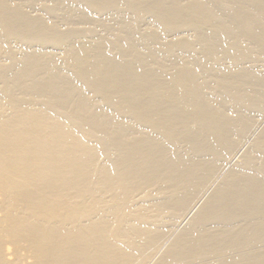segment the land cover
Returning a JSON list of instances; mask_svg holds the SVG:
<instances>
[{"label": "bare ground", "instance_id": "obj_1", "mask_svg": "<svg viewBox=\"0 0 264 264\" xmlns=\"http://www.w3.org/2000/svg\"><path fill=\"white\" fill-rule=\"evenodd\" d=\"M84 1L86 3V0H84ZM88 1H89V3L91 2L90 0H88ZM92 1H93L92 2L93 4H95V3L98 4L97 2H99V4H100L99 0H97V2H95L96 0L95 1L92 0ZM102 1H105V0H101V2ZM111 1H113V0H111ZM111 1L106 0V4L110 3L109 5L112 6V3L116 2V0H114L112 3H111ZM125 1L127 2V0H125ZM129 1L130 0H128L127 4L129 3ZM135 1H137V0H134V1L131 0V2L134 4H135ZM260 1H262V0H260ZM131 2H130V4L133 5ZM138 2L142 3V1H138ZM154 2L160 3L161 1L160 0H157V1L152 0L151 1V3H153V4H154ZM250 2H252V1H250ZM257 2H258V0H257ZM262 2H260V3H262ZM82 3H83V1H82ZM82 3H81V5H82ZM92 3H90L89 5L92 7L96 5V4L93 5ZM163 3L165 5V2H163ZM163 3H162V5H163ZM253 3L254 2H252V4ZM87 4H88V2H87ZM252 4L248 6L250 8H247L244 10H247V12H248L250 9V11H251L252 6H254ZM262 4H264V3H262ZM138 5H140V4L138 3ZM155 5H157V6H155ZM155 5H153V6H155V7L160 6L159 4H155ZM162 5H161V7H162ZM258 5L261 6L259 3L257 4V6ZM153 6H152V8L150 6V9L155 11V9H154L155 7L153 8ZM188 6H190L189 9H192V10H189L192 14L189 13V11L187 10L188 8L186 6V8L184 7V9H185L184 11H186V10L188 11V13H187L188 16L187 15H185V16L188 18L190 15H192L196 18L195 13H196V10H198V9L195 8L196 10L194 9L195 10V12H194L192 6L191 5H188ZM129 7H130V5H129ZM261 7H264V5H262ZM131 8L133 9V11H134V9H136L134 6H131ZM131 8H130V10H131ZM158 8H156V11L162 10L161 8H159L160 10ZM163 8H165V7H163ZM174 8L175 7H173V9ZM255 8H256V6H255ZM3 9H5V8H3ZM176 9L179 10V8L176 7L175 10H173V11H177ZM253 9H254V7H253ZM145 10H146V8H145ZM152 10H150V12H152ZM146 11H148V10H146ZM14 12L15 11L5 12V10L0 9V24H1L0 32L3 33V34L1 33L2 38L4 35H6L8 39L11 37V39L13 40L14 37L12 38V36H15V38L17 39V37L19 38V36H23L27 30H31L28 32H32V33L36 31V30L33 31L34 30V28L32 27L33 25L31 23L29 24V22L33 23V21H29L27 18H26L27 20H25L23 16H22L23 18H20L21 15L18 14L19 12L18 11H17L18 13H14ZM178 12H177V17H178V15L181 17L182 14H185V12L181 13L182 11L179 13ZM156 13L158 14V12H156ZM169 13H172V12L170 11ZM180 13H181V15H180ZM200 13L201 12L199 10L198 14L200 15ZM16 14H18V15H16ZM198 14H197V16H198ZM152 15H154V14L152 13ZM164 15H165V13H164ZM170 15L168 17H170ZM174 15H176V13ZM201 15H202V13H201ZM248 15L249 16L251 15L250 12ZM248 15H245V16H248ZM18 16H20L18 18L20 20L17 21V23H16V21H14V20H15V18L17 20ZM158 16H160V15H158ZM185 16H183V17H185ZM200 16H198L197 18L200 19L199 18ZM245 16H244V18H245ZM263 16H264V14L262 16H260L259 18H261ZM146 17H148V16H146ZM171 17H173V16L171 15ZM177 17L176 16H175V18L173 17L174 19H171V21L175 20ZM180 17L178 18L179 20H180ZM194 17H193V20L195 19ZM153 18H155V17H153ZM163 18H164V16H163ZM190 18H191V16H190ZM190 18H188V19H190ZM244 18H243V20H241V22L243 21L242 24L247 23V21L244 22V20H245ZM249 18H246V19L249 20ZM259 18H258V20H260ZM185 19L186 18L182 19L183 20V22L181 21L182 24L184 22L188 23V19H186V21H184ZM252 20L254 21V19H252ZM139 21H140V19H139ZM161 21H162L161 24L163 25L164 24L163 19ZM167 21L170 22L169 18ZM253 21L248 22L249 27L250 26L252 27V24H250V23H252ZM260 21H259V23H260ZM168 22H165V25H169ZM196 22L197 21L195 20V23ZM114 23H116V21ZM191 23H192V21H191ZM262 23H264V21ZM33 24L36 25L35 22ZM39 24H40V22H39ZM182 24L179 23L177 28L180 27V29L181 28L183 29V26H184V28L185 27L187 28L186 24L181 27L180 25H182ZM193 24L194 23H192V25ZM209 24L210 23H208V25ZM246 25H244V26H246ZM40 26H42V25L40 24ZM190 26H191V24H190ZM34 27L37 30L39 29V28H36L37 25ZM44 27H45V29L48 28L47 26H44ZM160 27H162V26H160ZM251 27L249 28V30L252 31V36H253V34L257 35V33H253V31H255L253 29H255V28L252 27L253 29H251ZM259 28H262V27L258 26L256 29H259ZM42 29L40 27V30H38V32L36 31L38 33L37 37L42 38V36H43V38L45 37L44 39L45 40L48 39V41L52 37L55 38L54 34L53 35L51 34L52 35L51 36L48 34L47 31H45V29H43V30ZM48 29H46V30H48ZM139 29H140V27H139ZM73 31H75V30H73ZM247 31L248 30L246 28L244 32L247 34ZM263 31H264V29L262 30V32ZM175 32H177V30ZM21 33H23V35ZM49 33H53V32L51 31ZM34 34H36V33H33V35ZM140 34H141V32H140ZM247 35H249V34H247ZM35 36L36 35H34V37ZM257 36H259V35H257ZM56 37H58V36L56 35ZM69 37H71V36H69ZM2 38H0V41H2L1 40ZM4 38L6 41L5 36H4ZM4 38H3V40H4ZM41 38H39V39L37 38V39L42 40L43 38L42 39ZM60 38L62 39L64 37H60ZM60 38L58 37L59 41H60ZM150 38H151V36H149V39ZM210 38L211 37L204 40L205 37L203 38V36H202V39L204 41L203 40H201V41L203 43L205 42L204 45L205 44L207 45L208 41L209 42H211L213 40L215 41V39L217 41V38H213V39L211 38V40H209ZM52 39L50 41H52ZM55 39H57V38H55ZM44 41H42V42L44 43ZM55 41H54L55 43H58L57 42L58 40H55ZM61 41L59 43H61ZM216 41H215V43H218V42L220 43V40H218V42H216ZM187 43H189V42H187ZM44 44H46V43H44ZM90 45H92V44H90ZM90 45L85 44V46H83L82 49L80 48L81 51L79 53L74 55V57H71V58L68 57V59L65 60V64L67 67H69V70H70V74L67 76L60 75V74H59L60 75L59 76V75H57L58 73H56V71H55V73H56L55 74L53 71L54 70L53 68L58 66V65L54 66V64H55L54 60L52 59V61L54 62V63H52L49 59L47 60V57L45 58L47 61L44 60V57L43 58L39 57L37 64L25 65L24 70L18 69L19 66L21 65V63L26 64L29 62V60L35 58L36 53H34V54L31 53V54L25 56L26 61L25 60L24 61L26 63H24V61L21 62V58L19 60V58L17 59L16 57H14L16 55L15 54L13 57H11L10 63L7 65V68L5 70H0V84H2V86L4 85V88L2 87V89H0V264H137L136 262L137 261L139 262L140 258L145 256L148 248L153 247V250L155 251L154 248L156 246H158V244L161 242V240H163L165 242V240L167 241V239H169L168 237L171 234L170 232H172V231L169 232V230H168L169 235L167 234L168 235L167 236L166 235L167 232L165 233L167 239H165V238H164L165 240L162 239L163 238L162 235L164 233H163V231H162L163 234L161 232L159 233V231H158L159 228L157 227L158 225H160V223H159L160 220H158V219L161 216H159V218L157 219L156 215H155V220H153V222L150 221V220H152V218L154 216V215H152V216L150 215L151 211H154V208H152L151 203H149L150 204L149 206H151L150 208H148L149 206H147L148 203L146 204V202H145L146 205H144V206H147V207H145V208H136V209L133 208L132 209L131 208L132 206L130 207V205H133V203L135 204V201H137L139 203V201L136 199L142 198V196H143L142 194H144L145 197L147 196V194H149L151 197V194L148 192L150 190H152L153 188H156V187L159 188V190L163 189L164 190L163 192H165V190L169 191V193L167 191H166V193L169 195L171 194V197L173 195H175V197H176V195L178 196V194L180 196L181 192H184L185 195H188L186 193H190L194 188H196L197 187V181L200 180L197 178V177H199V174L197 175V171L194 170L195 165H196V168H199L198 166L203 165L204 169H202L201 171L199 169H197V170H199L198 172H200V174L206 168L205 167L206 165L205 166H204V164L200 165L199 161H198V158H200V155H201V153H200L201 150H199L198 148L199 147H200V149L203 148V146L201 145L202 143H199V145H201V146H198L197 143L200 141L197 139L198 135L196 137L195 134L192 132L195 131L198 134L199 130H197L198 131L197 132L195 130V129H197L196 127L200 126V128L202 129L203 128L202 124H205L206 122L208 123V121H210V122L211 121L214 122L215 120L218 121V119L220 117H218V119H215V118H217L215 116L216 113H215V111H213V107L211 109V105H208V103L204 105L201 102L200 105H197V101L199 102V100H200V98L198 97L199 95L197 94V91L199 89L203 88V86L201 87V85L199 84L200 88L197 87L198 81L191 77V75H194V74H192L191 72H190L191 75H189L190 73L187 74L186 72L189 71V69H188V70H186V72H178V74L175 73L176 76H175V74L174 75L172 74L175 77L170 76L172 78H170L168 80H166L167 78L165 77L166 81H163L164 79L162 80V76H160L161 74H159V72L157 73V71H156L157 74H155V72H153V74H149V73H147L148 70L146 72H143V71H145L146 66H145V69H143V67H141L143 70L139 67L142 70L141 71L138 69V66L136 67L133 64H131V66L132 65L135 66L136 69H138V70H136L134 68H127L126 67V68H123V69H125V70H123V72L120 71L118 73L115 70H113L114 72H110V71L108 72V70L106 72L107 66L112 64L111 63L112 61L110 62L111 58H110L109 62L106 60H102L104 57L103 54H101V52H98V50H96V49H99L100 47L101 48L103 47V45H101V44H100V47H98V48H96L98 45L95 44V48H96L95 50L97 51V52H95V54L100 53L102 55V57L101 58L99 57L100 58L99 59V58H97L98 56H96L94 54L96 56V58H95V56H93V54H92V52L94 53V51H95L94 49L92 50V48H94V47H92L93 45L90 47ZM113 45H114V43H113ZM165 45H168V44H165ZM211 45L214 46V43H212ZM79 46H81V45H79ZM212 46L209 47V48H211L210 50H209V48L208 49L206 48V49L213 53L212 49H214V48H212ZM1 47L4 48V46L0 45V55H1L0 57L5 56L7 54V52L9 51V50L7 51L6 49H3ZM88 47H90V51L92 50L91 55L93 57L90 54L88 56L83 57V55H84L83 53L86 51L85 52V54H86L87 50L89 51ZM165 47H167V46H164L163 49H165L164 51L167 52L166 49H168V48H165ZM168 47L170 48V50L169 49L168 50L171 52V47L169 45H168ZM182 47H183V45H182ZM237 47H238V45H237ZM101 48L99 51L104 49V48H102V49ZM215 48H216V46H215ZM207 50H206V52H208ZM10 51L8 52V54L11 53ZM78 51H79V49H78ZM104 51H105V49H104ZM170 52L168 55H170ZM206 52H205V54H206ZM225 52H226V50H225ZM16 53H17V51H16ZM10 56H12V55H10ZM10 56H8V57H10ZM208 56L211 57L210 55H208ZM5 57H7V56H5ZM25 57H24V59H25ZM108 58H107V60H108ZM226 58H227V56H226ZM63 63H62V65H63ZM149 63H151V62H149ZM63 66H65V65H63ZM170 66H171V64H170ZM13 69L15 71V74L11 73V71ZM16 69H18L17 72H16ZM55 69H57V68H55ZM108 69H109V66H108ZM183 69L185 71L186 68H183ZM42 71H43V73H42ZM117 71H119V70H117ZM159 71L161 72L163 70H159ZM179 71H183V70L181 69ZM165 73H166V70H164V72H162V74H164V75H165ZM10 74H13V75L10 76ZM62 76H64V77H62ZM135 77L138 78L139 84H136L137 80L134 83L131 82V81H134L136 79ZM70 78L75 79L79 85L76 86L75 88H69V86H67L66 83L68 82V79L70 81ZM200 78H201V76H200ZM240 80H242V79L240 78ZM194 81H196V83ZM31 83H33V86L30 87L29 84H31ZM13 85L16 87V89H14ZM116 85H117V88H114ZM255 85H257V84H255ZM13 90L15 92H13ZM262 93H263V91H262ZM238 94H240V93H238ZM228 97L227 98L225 97V98L228 99ZM233 97H235V96H233ZM239 97L237 96L238 99H239ZM237 98H236V101H234L232 96L230 97L232 102L234 101L233 104H232V102L229 101V99L228 100L225 99V100L227 103L229 101V103L232 104V107H233L234 104H237V103H235L238 100ZM242 98L244 100L246 99L245 97L241 96L240 101L242 100ZM100 100H102V102ZM243 102H241V103H243ZM102 103H104L103 106L101 105ZM105 108L106 109L107 108H113L114 113L116 115H119V117L121 115L122 116H128L129 119H132L133 122H135V124L132 122L134 125L137 124L136 128H135L136 130L138 128L137 127L138 125H140L142 127L143 125L152 124V129L154 130L155 133H165L164 134L165 138H164V135H162V134H161L162 136H160L159 134H155V137L157 138L158 141L154 138V135H152V139L148 140L147 142H141L140 141L141 139L139 140L140 137L142 139L144 137L140 136L137 139V137H133V134H132V138L129 139L130 142H128L129 141L128 140L127 141L128 144H125V145L123 144V146L121 145L123 148L122 151L119 150V148L121 149V147L117 146V147H119L118 150L121 153L116 152L117 155L116 154L113 155L112 152H110L114 157L115 156L117 157L119 155H121V157L119 158L120 160L118 159V157L115 158V159H118L117 160L118 161L117 166L114 164V166H116V167H114V168H116V171L113 170V173L114 172L115 173L112 175H110V173H112V172H109V176L107 174V168L101 166V164H100V166L103 168L100 170V174H99V171L97 172L95 170L96 165H97V167H99L97 164V161H99V159L97 157H99V156H97V154L99 155V151L102 148H105V151H106L107 146L106 147L101 146L102 145L101 143L99 145L97 144V146L96 145L92 146L93 143L92 142H91L92 144L90 143V140H91L90 137L93 136V135H91L92 133L94 135H96L95 132L97 131V132H99V134L101 133L102 135L105 136L108 134L109 135L112 134L110 132L114 131L116 129L115 128L114 130H112L114 127H116L115 122L117 123V121L119 122V120L113 121V120H115L114 119L115 114H113V113L110 114V115H113V119L110 115L107 116L105 111H104ZM256 108H257V106H256ZM257 109H259V108H257ZM58 110L63 111L64 112L63 114L64 115L66 114L65 116H67L71 119L70 120H64V119H67V117H64V119H63L62 118L64 116L63 114L62 115L58 114L60 116V118H59L58 115L56 114L58 112ZM239 111H240V109H239ZM186 113L194 115V119H195V117H197L196 118L197 125L194 124L196 122L191 123V121H193L192 119H191V121L189 120L190 122H188V123H191V125L192 124L196 125V127H194L193 130H191L192 132L191 133L189 132V133L192 135V137L195 136L197 139V140L196 139L195 140L198 142L195 143L194 138L193 139L190 138L191 137L190 134H189L190 135L189 138L192 139V141L194 142L193 145L195 144L197 147L196 146H193V147L190 146L189 149L192 147L193 152L196 153L195 156L197 158L195 156H194V158H196V161H198L197 162L198 166H197V163H194L195 165L193 164V162L195 160L192 159L193 158V152L192 151H190V153H188L190 155L192 152V154H191L192 158L189 155L188 156H180V154H179L180 157H183L182 161H180V163H179L178 159H180V157L178 158V156L176 155L177 153L176 152L174 153V151H175L174 145H173L174 151L172 150L173 155H171L172 153L170 154L167 151H162L161 148L162 149L165 148V147L163 148V146L162 147L160 146V148L156 147V145L158 143H160L159 142L160 138L158 139L159 136L162 139L163 138L167 139V140H164V142L166 141V143H167V141H168V143H171V144H178V143H180V141L183 138L185 141L188 139L187 138L188 136L187 137L185 136L187 134H184V136L186 138L183 137V133L185 131H187L188 129L185 130V128H184L185 126L182 127V125H184L186 122V124L188 126L187 121L191 117H189V118L187 117V120L185 122L184 121L181 122V118H183L182 116L183 115L185 116ZM241 113H242V111H241ZM55 114L57 115L58 118L55 116ZM87 114L89 116H93V117H91L90 120L86 119L87 120L86 122L82 121V123H80L81 118L83 116H86ZM189 114H188V116H189ZM216 115L220 116L221 113L218 115V112H217ZM222 115L223 116H221V117H223V119H225V118L227 119L228 116L224 117L225 114H222ZM234 115H236V114H234ZM186 116L184 118H186ZM238 117H240V116H238ZM223 119L222 118L219 119L220 121H218L219 125H217V127L221 126L222 124H223V126H221L220 128L227 126L226 125L227 121L224 122ZM221 120L223 123H220ZM242 120H243V118H242ZM67 121L68 122L72 121V122H70V124L69 123L66 124ZM73 121L75 122V124H76V122H77V124L80 123L81 125L80 124H78V125H80L81 127L83 125H85L84 127L87 128V132H88V130L89 131L91 130L90 128H92L94 130V132L92 130V132L90 133L91 136L89 137V134H88L89 132L87 133L86 131H84L83 129H85V128L83 127V129L82 130L80 129V131H83L85 133L81 134V132L78 131L79 129H77L78 127H76L75 124L72 125V123H74ZM180 122L181 123L184 122V124L181 125ZM212 122L209 124L213 125ZM207 123L205 124L204 128L206 127ZM228 123H229V121H228ZM216 124H218V123L216 122L215 125ZM224 124H225V126H224ZM119 125L120 124L117 125V128ZM215 125H214V127H215ZM124 126L125 125H123L122 127L125 129L126 127H124ZM127 126H128V124H127ZM148 126L151 128V125H148ZM189 127L191 128V126H189ZM214 127L212 126V131L214 130L213 129ZM217 127L215 128V131L216 130L220 131V130H218L219 127L218 128ZM228 127H225V128H228ZM127 128H129V127H127ZM186 128H188V127H186ZM230 128H228V129H230ZM232 128H233V125H232ZM208 129H209V126H208ZM228 129H226V130H228ZM204 130L205 129H203V131ZM119 131H117V132H119ZM130 131H132V130H130ZM130 131L126 130V132H127V134H126L125 132H123V129H122V132L118 133L116 136L120 142L117 141L115 144L119 143V145H120L121 141H123L124 138H127L128 132H130ZM188 131H190V130H188ZM203 131H200V132L202 133ZM209 131H210V129L208 130V132ZM228 131H230V130H228ZM228 131H224V132L226 133ZM136 132H138V131H136ZM221 132H223V131L221 130ZM230 132H228V134H230ZM151 133H152V131H151ZM203 133H202L203 135H201V134L200 135H201V137L203 136L204 138L207 135L210 137L211 136L215 137V136L219 135L218 133L215 135L214 131L212 133H209L206 135H205V131ZM99 134L97 136H98V138H101L102 136L99 137ZM228 134L226 133L224 135L223 139L220 137V135L217 136V138L218 137L221 138L219 140L222 142L225 139V136ZM129 136H130V134H129ZM228 136H230V135H228ZM94 137H96V136H94ZM110 137H111V139L112 138L115 139V137H113L111 135L109 136L108 142H110V141L113 142V140H110ZM147 137L149 138V136H147ZM147 137L145 138L146 140L148 139ZM227 138L229 139V137H226V139ZM104 139H105V137H104ZM190 139H188L189 142H190ZM228 139H227V142H229ZM202 140H203V138H202ZM205 140L206 139H204L203 141H205ZM93 141H95V144H96L97 140L94 139ZM155 141H157V143L155 146H153L155 144ZM105 142H107V140ZM162 142H163V140H162ZM181 142L183 143L184 141H181ZM186 142H184V143H186ZM189 142L187 144H189ZM219 142H216V144H218ZM227 142H225V144ZM97 143H99V141H97ZM110 143H107V145H109ZM203 143H207V142L205 141ZM223 143H224V141H223ZM167 144H165L164 146H167ZM225 144L219 143V146L221 147V145L223 146ZM111 145H112V143H111ZM126 145H129V146L127 147ZM159 145H161V144H159ZM178 145H177V147H178ZM180 145H181V143H180ZM113 146H114V143H113ZM113 146H112V149L114 150L115 146L114 147ZM124 146L126 147L125 149H124ZM153 147L159 148L160 150L159 149H157V150L162 151V152L158 151V153H156L157 150H156V152H153L152 151ZM185 147H187V146H185ZM222 148H224V147H221V149ZM232 148H233V146H232ZM205 149L203 151H205ZM198 150H199V157L197 155ZM215 150H217V149H215ZM215 150H213V152ZM247 151H249V150L247 149ZM263 151H264V147H263L262 152ZM100 152H101V154L103 153L102 150ZM208 152H209V150H208ZM216 152H218V151H216ZM118 153H120V154L118 155ZM205 153H206V151L203 154H205ZM105 154H106V152L103 155L105 156ZM213 154L216 155V157L213 155L214 158H218V159H220V157L222 156V155H219L220 153L218 155H217V153H213ZM261 154L263 155L264 153H261ZM111 156H110V159H111ZM176 156H177L178 165H175L176 164V162H175ZM102 158L103 157H100L99 162H102V160H101ZM107 159L105 158V160H107ZM211 159L213 160L212 157H211ZM262 159H263V156H262ZM215 160H217V159H215ZM215 160H213V161H215ZM222 160H224V159H222ZM257 161H258V159H257ZM104 162L106 163L107 161H104ZM111 162L110 163L108 162V163L111 164ZM217 162H219V161L217 160ZM102 164H103V162H102ZM192 165H194L193 168H192ZM248 165L250 166V163H248ZM253 165L254 164H252V166H251L252 168L254 167ZM111 166H109V167H111ZM208 166H207V168H208ZM251 167H247L248 170ZM112 168H113V166H112ZM260 168H261V166H260ZM99 169H100V167H99ZM97 170H98V168H97ZM95 171H96V173H95ZM261 171L262 170H260L259 173H261ZM263 171H264V169H263ZM97 173L99 175H96ZM245 173L244 174L241 173V174L246 175L247 173L246 174ZM102 175L108 176L107 179L103 180L104 177L102 178ZM238 175H240V174H238ZM249 175H250V173H249ZM201 177H202V175H201ZM240 177H242V176H240ZM240 177H238V179ZM248 178L246 177V179H248ZM236 179L237 178H235V180ZM240 180H242V178ZM240 180H237V181L239 183H241ZM243 180H244L243 184L241 183L242 185L239 186V188H237V189L236 188L231 189V187H229V184H228L229 180L227 183H226V181H224V183H225V184H223L224 186L221 185L222 188L220 187L221 188L219 190L220 192L217 193V194H219V196H217L216 199L214 198L212 200L213 202H211V204H208L210 206H208L205 218L202 217L203 218L202 220L197 219L198 221L192 222V223L196 224V225L193 224V226H197V228H199L198 225H202L206 221H208V222H206L207 225H208L209 221H214L215 223L221 222V226H225L229 230V228H230L229 225H232V223L234 221L235 222L243 221L244 219L243 220H240V219L241 218L248 219L249 218L248 216H250V215H253V216L255 215V217H253V216H251V217L256 218L257 220L258 219L261 220V217L264 216V208H263V206H264V194H263L262 198H259L258 197L259 194H257L258 196H256V198H259L257 200L252 193L255 192V190H256V192H258L257 189L259 187H262L263 185L257 187V189H256V188H254L253 182L250 184L249 180L245 181V178H243ZM201 181H202V179L200 180V182ZM233 181H234V178H233ZM233 181L231 183L236 182V181H234V182ZM118 182H120V183L118 184ZM90 183L92 185H90ZM112 183H113V185L115 183L117 185H120L119 190L114 192V193H111V194L109 193L110 195L108 196V194H107L108 191L106 192V190H109L108 189L109 186H110V189L115 186L114 185L112 187L111 186ZM239 183H238V185H240ZM257 184L261 185L260 182H258ZM257 184L255 186H257ZM200 185H201V183L199 184V186ZM252 185H253V189L251 188ZM230 186H232V184H230ZM235 186H237V185H235ZM199 189H197V188L195 189L196 193L199 191ZM262 189L264 190L263 187H262ZM263 190H262V193H263ZM93 191L94 192L96 191L97 192L96 194H99V193L100 194L97 197H94L92 195ZM140 191H143V192L145 191L146 193L145 192L142 193ZM154 191H155V189H154ZM109 192H110V190H109ZM155 192H157V190ZM136 193H138V194L142 193L141 194L142 196L137 195ZM151 193H152V191H151ZM158 193L159 192H157V195L161 194V193L160 194H158ZM166 193H163V194L168 196ZM149 195H148L149 200L148 201L146 200L147 202H149L150 199H152L149 197ZM162 195H161L162 201H164L166 198H164L165 196L163 195L164 196L163 197ZM135 196H137V198ZM138 196H141V197H138ZM153 196H156V193L154 195H152V197ZM192 196H193V194H192ZM133 197L136 198V199H134L135 201H133ZM161 197H160V200H161ZM189 197H187V198H189ZM157 198H159V197H157ZM163 198H164V200H163ZM170 198H169V201L172 200ZM172 198H174V197H172ZM156 199H154V200L156 201ZM176 199L174 198L175 201H177ZM182 199H183V197H182ZM179 200L180 199H178V201H177L178 203H179ZM169 201H167V202H169ZM175 201L173 203H177ZM183 201H185V200L183 199ZM188 201H187V203H188ZM140 202L142 203V200ZM157 202H154V203H157ZM221 202L228 203L229 208L227 209L226 207H228V205L225 206L226 205L225 204L222 206H224L226 209L223 207L224 210L218 211V208H219V205ZM159 203L160 204L165 203L164 207H166V202H164V203L159 202ZM190 203H188V205ZM157 204H155V205L157 206ZM183 204H185V203H183ZM182 205H181V208H182ZM141 206H143V205H141ZM175 206H177V205H175ZM179 206H180V204H179ZM248 206H250V207L252 206V207L250 208ZM136 207H138V206L136 205ZM159 208H157V209H159ZM181 208L179 207V209H181ZM206 208L207 207H205V209ZM168 209H170V208H168ZM219 209H221V208H219ZM161 210H162V208H161ZM249 210H251V211H249ZM155 211L158 212L156 209H155ZM172 211L170 210V212L173 214L174 212H172ZM160 212L161 211H159V214H160ZM166 212L170 213L169 211L164 212V209H163V213L166 214ZM147 213H149V215L152 217V218L149 217L150 220L148 217L145 216ZM163 213H161L162 216H163ZM201 213L204 214L203 212H201ZM152 214H154V212H152ZM156 214H158V213H156ZM169 215H171V214H169ZM173 215L177 216L176 214H173ZM257 215H262V216L261 217L259 216L260 218H257L256 217ZM199 217H200V215H199ZM160 219H162V218H160ZM164 219L165 218H163L161 221H163ZM175 219H177V217H175ZM155 221H157V222H155ZM171 221H173V220L171 219ZM251 221H249V222H251ZM163 222H165V221H163ZM166 222H167V220H166ZM169 222H170V220L168 221V223ZM173 222H171V224ZM162 223H161V225H162ZM192 223H190V225ZM218 223H216V224H218ZM222 223L224 225H222ZM163 224H165V223H163ZM179 224H180V220H179ZM256 224H258V223H256ZM261 224H262L261 228H263L264 223L262 222V220H261ZM151 225H153L152 226L153 230H148L147 227H149ZM167 225H169V224H167ZM173 225L174 224H172V226ZM213 226H215V225H213ZM162 227H163V225H162ZM169 227L172 229L174 226L171 227V225H170ZM232 227H234V226H232ZM244 227H246L245 224H244ZM249 227H251V226H249ZM162 229L163 228L160 227L159 230H162ZM165 229H167V228L165 227L164 230ZM189 229H187L188 232L185 236L183 234L184 237H181V239L178 242H176L173 246L171 245L172 247L170 249L168 248L169 249L168 251L165 250V251H167L166 254H164L162 252L165 255L163 257H166V258H164L166 260L163 261L161 258V260L163 262L160 261L161 262L160 263L158 261L160 264H170L172 262L175 264V261H178V260H181L184 263V261H186V260L188 261V259H191V260H193V262L197 263V260L199 258H200V260H201V258L203 259L202 256H204L206 253L207 254H213V253H215L214 251H216L217 249H218L217 250L218 252L228 253V250L225 251V249H227V248L230 249L233 245H235L237 238H239L238 240H240L243 237H244L243 239H245L247 236V231H248L247 229H249V228H247V229L242 228L243 229L242 231L240 230V232L238 231L239 233L237 232L238 234L236 233L238 235L237 238L232 237V239H229L228 234H227L228 231L227 232L221 231V232H217V233H214V232L211 233V231H210V233H208V232H205V231H207L205 229V231H203L205 233H203L202 231L201 232L199 231V233L194 234L192 231L189 232ZM217 229L220 230L219 227H217ZM217 229H215V230H217ZM221 229H222V227H221ZM255 229H258V228H255ZM199 230H201V229H199ZM258 230H256V231H258ZM212 231H214V230H212ZM252 231H253V228H252L251 232ZM182 232H183V230H182ZM185 232H186V230H185ZM230 232H229V234H230ZM255 232H253V234ZM231 233L233 234V236L236 235L233 232H231ZM259 233H261V232H259ZM179 234L181 236V233H179ZM250 234H252V233H250ZM250 234L248 233V235H250ZM165 235H163V236H165ZM255 235L257 236L256 233L254 234V236ZM251 238H252V236L249 238V240ZM259 238H261V237H259ZM258 239L254 240V242H257ZM249 240H247V241H249ZM245 241L246 240H243V241H241V243L243 244V242H244V244H245ZM210 243H212V244L216 243L215 247L211 246L212 244L209 245ZM238 244H239V241L236 245L238 246ZM242 244H240V245L242 246ZM248 244H252V246H253V243H251V242H249V243L247 242V246H249ZM208 245L211 248L212 247L216 248V250L213 248L212 249L210 248L212 253H210L211 251L210 252L208 251L209 252L208 253L207 252ZM222 248L223 249L225 248L224 251L220 250ZM156 249H157V247H156ZM233 250H236V248L234 247ZM217 251H216V254H217ZM229 251L231 252V250H229ZM150 252L151 251H149V253ZM257 254H254V255L256 256ZM219 255H221V253ZM249 255H251V254H249ZM242 256H244V255H242ZM248 256H246L247 261H249ZM145 257H147V256H145ZM211 257H212V255H211ZM256 257H258V256H256ZM244 258L245 257H243L242 258L243 260H241V261H244ZM142 259L144 261L146 260L144 258H142ZM239 259H241V258L239 257ZM251 259H253V258H251ZM148 260H149V258H148ZM227 260L224 261V264H225V262L226 263L228 262ZM144 261H141V263ZM245 261L243 263H245ZM250 261H252V260H250ZM193 262L191 261V263H190V261H189L190 264H192ZM253 262H255V264H264V261H262L261 258H260V260L258 259L257 261H253ZM176 263L178 264V262H176ZM234 263H232V264H234ZM236 263H239V262H236ZM240 263H242V262H240ZM228 264H229V262H228ZM251 264H254V263H251Z\"/></svg>", "mask_w": 264, "mask_h": 264}, {"label": "rangeland", "instance_id": "obj_2", "mask_svg": "<svg viewBox=\"0 0 264 264\" xmlns=\"http://www.w3.org/2000/svg\"><path fill=\"white\" fill-rule=\"evenodd\" d=\"M27 1V2H26ZM82 1H83V3H82ZM91 2L90 3H92L93 1L92 0H90ZM95 1V0H94ZM100 1V4H99V2H97V0L95 1V2H97L98 4H96L95 2V4L97 5H95V4H93V5H95V6H90L89 4V1L88 0H86V3H85V1L84 0H0V9H2V10H5V12H11V11H15L14 13H18V14H20L21 15V17L20 16H18L17 17V20H16V18H15V20L14 21H16V23H17V21H19L20 19H18L19 17L20 18H23L24 17V19L25 20H29V21H33V23L35 22V24L37 25V27L36 28H39L38 30H40V27H41V29L44 27V26H47L48 28H46V29H48V30H46L45 29V27L43 28V29H45V31H47L48 32V34L49 35H53L54 34V36H55V38H57V39H55L54 37H52L51 39H52V41H50L51 39H49V41H48V39L47 40H45L44 38H43V36H42V38L41 37H37V32H38V30L37 29H35V27L34 26H36V25H34L32 22H29V24L31 23L33 26V28H34V30L33 31H35V32H33V33H36V34H34V35H36L35 37H34V35H33V33L32 32H28V31H31V30H27L26 31V33H24V35H23V33H21L23 36H19V38L17 37V39L15 38V36H12V38H13V40L11 39V37L8 39L7 38V36L6 35H4L5 37H6V41H5V38H4V36H3V38H4V40H3V38L1 37L2 35H1V33L2 32H0V38H2L1 40L2 41H0L1 43H0V45L1 46H4V48L3 47H1V48H3V49H6L7 51L9 50H11L10 52V54H8V52H7V54L5 55V56H7V57H5V56H2V57H0V70H5L6 68H7V65L10 63V59H11V57H13L15 54V56L14 57H16L17 59L19 58V60H20V58H21V62H23L24 60L26 61V57L25 56H27V55H29V54H31V53H36V57L35 58H33V59H31V60H29V62L28 63H26L25 61H24V63H26V64H22L21 62V65L19 66V70H24V68H25V65H35V64H37L38 63V60H39V57H44V60H46L45 58L47 57V60L49 59L52 63H54L55 62V64H54V66L55 65H58V66H56V67H54L53 69V71H54V73H55V71H56V73H58L57 75H64V76H67V75H69L70 74V70H69V67H67L66 66V64H65V60H67L68 59V57L69 58H71V57H74V55H76L77 53H79L80 51H81V49L83 48V46H85V44H87V45H90V44H92V45H90V47L92 46V47H94V48H92V50L94 49H96V48H98V47H100V44L101 45H103V47L102 48H104L105 49V51H104V49H102L101 47V51H99L100 50V48L99 49H96V50H98V52H101V54H103V59L102 60H106V61H108L109 62V60H110V58H111V60H110V62L113 64H111V65H108L109 66V69H108V66H107V69H106V72H107V70H108V72L110 71V72H114L113 70H115L116 72H123V70H125V69H123V68H134V69H136V67L138 66V69L139 70H141L142 68L141 67H143V69H145V66H146V69H145V71H143V72H146L147 70V73H149V74H153V72H155V74H157L158 72H159V74H161L160 76H162V80L163 81H166V80H168V79H170V78H172V77H175L176 76V74H178V72H186V70H188L189 69V71L188 72H186L187 74H189L190 72L192 73V74H194V75H191V73L189 74V75H191V77L193 78V79H195V80H197L198 82H197V87L198 88H200V86H199V84L201 85V87L203 86V88H201V89H199L198 91H197V94L199 95L198 97L200 98V100H199V102L197 101V105H200L201 104V102L205 105V104H207L208 103V105H211V109H212V107H213V111H215V113L217 114V112H218V115L221 113V115L220 116H217L216 114H215V116L217 117V118H215V119H218V117H220V118H222L223 119V117H221V116H223L222 114H225L224 115V117H227V119L225 120V119H223V121L224 122H226L225 124L227 125V126H225V124H224V126L225 127H228V128H230V129H228V128H225V127H223V128H220L221 126H223V124L221 125V126H218L217 127V125H219V122L218 121H220L219 119H218V121L217 120H213L214 122H212L213 123V125L212 124H209V123H211L210 121H208V123H207V125H206V127L204 128V126H205V124H202L203 125V128L201 129L200 128V126H198V127H196V125H197V122H196V118L197 117H195V119H194V115H191V114H189V116H188V114L186 113L185 114V116H186V118H184L185 116L183 115L182 117L183 118H181V122L182 121H186L187 120V117L189 118V117H191V118H189L188 119V121H187V123L188 122H190L191 121V119L193 120V121H191V123H194V122H196V123H194V124H196V125H194V124H192L191 125V123H188V126H187V124H186V122H185V124H184V122L183 123H181V125L182 124H184V125H182V127L183 126H185L184 128H185V130H190V131H183L184 133H183V137H187L188 139H190V138H194V142L195 143H197L198 141H196L197 139L198 140H200L197 144H198V146H203V148L205 149V151H206V153L205 154H203L205 151H203L204 149L203 148H201L200 149V147L198 148L199 150H201L200 151V153H201V155H200V158H198V161H199V164L201 165V164H204V166L206 167L205 168V170L203 171V172H201V174H200V172H198L199 170L201 171L202 169H204L203 168V165L202 166H198V161H196V156H195V154L196 153H194L193 152V146H196L195 144L193 145V141H192V139H190V142H189V140L187 139L186 141L184 140V138L181 140V141H184V142H186V143H182L181 141H180V143H181V145H180V143H178V144H171V143H168V141H167V143L170 145H168L167 143H166V141L164 142V140H167V139H164L165 138V133H155L154 132V130L152 129V124H147V125H143L142 127L140 126V125H138L137 127L139 128H137V130L135 129L136 128V125H134L135 124V122H133V120L132 119H129V117L128 116H120L119 117V115H116L115 113H114V111H113V108H105V113H106V115L108 116V115H110V114H115L114 115V119L115 120H113V121H117V120H119V122L117 121V123L115 122V124H116V127H114L112 130H114L115 128V132L114 131H111L110 133H112V134H110L111 136H113V137H115V139L114 138H112L111 139V137H110V140H113V142H111L110 140V142L112 143V145H111V143L110 142H108V139H109V134L108 135H102L101 133L99 134V132H95V134L96 135H94L93 133L91 134V135H93V136H91L90 135V133L92 132V128H90L91 130L89 131L88 130V132H87V128H85L84 126L85 125H83L82 127L80 126L81 124L80 123H82V121L83 122H86L87 120H90V118L91 117H93V116H89L88 114L86 115V116H83L82 118H81V122L80 123H78V124H80V125H78L77 124V122H76V124L78 125H76L75 124V122L74 123H72V125H74L75 124V126L76 127H78L77 129H79L78 131H80V129L82 130L83 129V127L86 129H83L84 131H86L88 134H89V137L91 138V140H90V143L92 144V146H97V144L99 145L100 143L102 144L101 146H107L106 147V151H105V148H102L101 150H102V154H101V150L99 151V155L97 154V156H99V157H97L98 159H99V161H100V157H103L101 160H102V162H103V164H102V162H99V161H97V164H98V166L100 167V169H99V167H97V165L95 166V170L98 172L99 171V174H100V170L103 168V167H106L107 168V174H108V176H109V172H112V173H110V175H112V174H114L113 173V170L114 171H116V168H114V167H116L117 166V160L121 157V155H119L121 152L120 151H122L123 150V148H122V146H123V144L125 145V144H128V142H130V140L129 139H131L132 138V134H133V137H137V139L140 137V136H142V137H144L143 139L140 137L139 138V140L141 141V142H147L148 140H150V139H152V135H154V138L157 140V138L155 137V134H159L160 136H162V135H164V138L162 139L159 135V137H158V139L160 140L159 142L160 143H158L157 145H156V143H157V141H155V144L153 145V146H155L156 145V147H159L160 148V146L162 147L163 146V148L164 149H162L161 148V150L162 151H167L168 153H172V150H173V148L175 147H177V145H178V149L176 148H174V153L176 152L177 154V156H178V158L180 157V156H188L189 154L188 153H190V151H192L193 152V158L191 157V154H192V152H191V154L189 155L192 159H194L193 161V164L194 163H197V166L199 167V168H196V165H195V168H194V170L195 171H197V175L199 174V177H197L198 179H202V181L200 182V180L199 181H197V189H199V191L196 193V188H194L190 193H186V194H188V195H185L184 194V192H181L180 193V196H179V194H178V196L176 195V197H175V195H173L172 197H174L177 201H178V199H180L179 200V203L177 202V201H175L174 200V198H172L171 197V194L169 195V194H167L166 193V191L167 190H165V192H163L164 190L163 189H160L163 193H166L168 196H166V195H164L160 190H159V188H153L152 190H150L148 193H150L151 194V197H150V195L149 194H147V198H148V195H149V197L150 198H152V199H150V201L149 202H147L148 200H149V198L147 199L145 196H144V194H142V193H144L143 191H140V192H142V193H136L137 195H141L142 196V198H137V196H135L136 198H134L133 197V201H135L134 199H136V200H138L139 201V203L137 202V201H135V204L133 203V205H130V207L133 209H136V208H145V207H147V206H149L150 204L149 203H151V206H152V208H154V211H151V213H150V215L152 216V215H154L153 216V218L149 215V213H147L145 216L146 217H150V218H152V220H150V218H149V220L151 221V222H153V220H155V215H156V218L158 219L159 218V216H161L160 218H165L163 221H165V222H163V221H161L162 219H158V220H160V225H161V223L163 222V223H165V224H163L162 223V225H163V227H162V225L160 226V225H158L157 227L160 229V227L161 228H163L162 230H159L158 229V231H159V233L161 232L162 233V231H163V235H165V233H166V235L168 234L169 235V232L170 231H172V232H170L171 234L169 235V239H167L166 238V235L165 236H163L162 235V239H167V241L165 240V242L163 241V240H161V242L158 244V246H156L157 247V249H156V247L154 248L155 249V251L153 250V247H151V248H148V250H147V252H146V254H145V256H147L148 258H149V260H148V258L147 257H142V258H144V259H146L145 261L142 259V258H140V260H139V262L137 261L136 263L137 264H158L160 261L161 262H163L164 260H166V259H164V258H166V257H163V256H165L164 254H166L167 253V251L176 243V242H178L180 239H181V237H184L186 234H187V232H188V230L187 229H189V232L190 231H192L194 234H196V233H199V231L201 232H203V231H205V229L207 230V231H205V232H208V233H210V231H211V233H217V232H221V231H225V232H227V234H228V237H229V239H232V237L233 238H237V234L240 232V230L242 231L243 229H247V228H249V229H247L248 231H247V236H246V238L245 239H243V238H241L240 240L241 241H243V240H246L245 241V244H244V242H243V244L241 243V241L240 240H238L239 238H237L236 239V244L238 243V241H239V244H238V246L236 245H233L235 248H236V250H233V246L229 249V248H227V249H225V251L226 250H228V253H225V252H218L217 250H216V248H213V247H215V244L213 243H210L209 245H211V246H213L212 248L213 249H215L216 251H217V254H216V251H214L215 253H213V254H205L204 256H202L203 257V259L201 258V260H200V258L197 260V263H195V262H193V260H191V259H188V261L186 260V261H184V263L181 261V260H178V261H175V264H177L176 262H178V264H188L189 263V261H190V263H191V261L193 262L192 264H219L220 262V264H224V261L225 260H227L228 262H229V264H232V263H234V264H251V263H254L255 264V262H253V261H257L258 259L260 260V258H261V260L262 261H264V227L263 228H261L262 227V224H261V220H262V222L264 223V216H262V215H257L256 217L257 218H260L261 216V220H257L256 218H253V217H255V215L253 216V215H250V216H248L247 218L248 219H246V218H241L240 220H243V221H237V222H233L232 223V225H229V230H228V228L227 227H225V226H221V222L220 223H218V222H216V223H218V224H216L214 221H209V223H208V225H207V223L206 222H208V221H206V222H204V224H202V225H198L199 226V228H197V226H193V224H195V223H192V222H195V221H198V220H202L203 218L202 217H204L205 218V216H206V211H207V209H208V206H210V205H208V204H211V202H213L212 200L215 198H217V196H219V194H217V193H219L220 191V189L222 188V186H224L223 184H225L224 183V181H226V183L228 182V180H229V187H231V189H237V188H239V186H241L242 184H243V178H245V181L246 180H249L250 181V184L253 182V185H254V188H256L257 189V187H259V186H262L263 188H264V171H263V169H264V154L262 155L261 153H264V151L262 152V150H263V147H264V31L262 32V30L264 29L263 27H264V23H262L263 21H264V16L263 17H261V18H259L260 16H262L263 14H264V7H261L262 5H264V4H262V3H264V1L262 2V1H260V0H258V2H257V0H160L161 2L160 3H155L154 2V4L153 3H151V1L152 0H137V1H135V4L134 3H132L131 2V0L129 1V3L127 4V2H128V0H127V2L125 1V0H116V2L114 3L113 1H111V3H112V6L111 5H109L110 3H108V4H106V0L105 1H102L101 2V0H99ZM107 1H109V0H107ZM118 1V2H117ZM125 1V2H124ZM134 1V0H133ZM138 1H142V3L141 2H138ZM154 1V0H153ZM157 1V0H156ZM165 2V5H164V3L163 2ZM229 1V2H228ZM250 1H252V2H254L253 4H252V2H250ZM262 2V3H260V2ZM54 2V3H53ZM87 2H88V4H87ZM130 2L133 4V5H131L130 4ZM140 4V5H138V3ZM174 2V3H173ZM177 2V3H176ZM215 2V3H214ZM222 2V3H221ZM81 3H82V5H81ZM102 3V4H101ZM106 5H105V4ZM122 5H121V4ZM162 3H163V5H162ZM226 3V4H225ZM259 3L261 6H257V4ZM75 4V5H74ZM91 4V5H92ZM116 4V5H115ZM151 4V5H150ZM155 4H159L160 6H158L159 8H161L162 10H160L158 7H155V6H157V5H155ZM167 4V5H166ZM240 4V5H239ZM254 5V6H252V10L250 11V9H249V11L247 12V10H244V9H247V8H250V7H248L249 5ZM104 5V6H103ZM109 5V6H108ZM129 5H130V7H129ZM137 7H136V6ZM143 5V6H142ZM153 5H155V6H153ZM161 5H162V7H161ZM171 5V6H170ZM179 5V6H178ZM188 5H191L192 6V8H193V10L195 9V8H197L198 10H196V18L198 17V16H200L201 15V13H202V15L199 17L200 19H196L194 16H192V15H190L191 16V18H190V16L188 17V18H190V19H188L185 15H187L188 16V11L189 10H192V9H189V7L190 6H188ZM26 6V7H25ZM67 6V7H66ZM131 6H134L136 9H134V11H133V7L131 8ZM141 6V7H140ZM150 6H151V8H152V6H153V8L155 9V11H156V8H158L160 11H156V12H158V14L155 12V11H153L152 9H150ZM186 6H187V10L186 11H184L185 9H184V7L186 8ZM255 6H256V8H255ZM106 7V8H105ZM119 7V8H118ZM149 7V8H148ZM163 7H165V8H163ZM172 7V8H171ZM173 7H177V8H179V10H177V11H173V10H175V8L173 9ZM218 7V8H217ZM237 7V8H236ZM253 7H254V9H253ZM3 8H5V9H3ZM15 8V9H14ZM21 8V9H20ZM51 8V9H50ZM130 8H131V10H130ZM145 8H146V10H148V11H146L145 10ZM225 8V9H224ZM260 8V9H259ZM19 9V10H18ZM26 9V10H25ZM61 9V10H60ZM77 9V10H76ZM119 9V10H118ZM123 9V10H122ZM126 9V10H125ZM157 9V10H158ZM173 9V10H172ZM141 10V11H140ZM150 10H152V12H150ZM195 10H194V12H195ZM199 10H200V15L198 14V12H199ZM216 10V11H215ZM18 11V12H17ZM47 11V12H46ZM93 11V12H92ZM113 11V12H112ZM117 11V12H116ZM133 11V12H132ZM144 11V12H143ZM172 12V13H169V12ZM181 12V13H184L185 12V14H182L181 15V13H180V15H181V17L178 15V17H177V12ZM2 12V11H1ZM79 12V13H78ZM103 14H102V13ZM130 12V13H129ZM176 13V15H174L175 13ZM178 12V13H179ZM193 12V11H192ZM193 12V13H194ZM249 12H250V16L248 15L249 14ZM93 13V14H92ZM128 13V14H127ZM152 13L154 14V15H152ZM156 13V14H155ZM164 13H165V15H164ZM189 13H191L190 11H189ZM237 13V14H236ZM247 13V14H246ZM263 13V14H262ZM18 14H16V15H18ZM121 14V15H120ZM146 14V15H145ZM175 18V16L177 17L175 20H172L171 21V19H174L173 17H171V15ZM192 14V13H191ZM197 14H198V16H197ZM257 14V15H256ZM262 14V15H261ZM158 15H160V16H158ZM170 15V17H168ZM245 15H248V16H245ZM254 15V16H253ZM23 16V17H22ZM62 16V17H61ZM64 16V17H63ZM75 16V17H74ZM146 16H148V17H146ZM163 16H164V18H163ZM183 16H185V17H183ZM244 16H245V18H244ZM258 16V17H257ZM47 17V18H46ZM53 17V18H52ZM88 17V18H87ZM141 17V18H140ZM153 17H155V18H153ZM180 17V20L178 19ZM186 18V19H188V23L186 22H184L183 24H182V22H183V18ZM193 17L195 18L194 20H193ZM250 17V18H249ZM257 17V18H256ZM27 18V19H26ZM166 18V19H165ZM168 18H169V20H170V22H168L167 20H168ZM238 18V19H237ZM243 18L245 19L244 20V22H246L247 21V25L244 23V24H242V22H241V20H243ZM246 18H249V20L248 19H246ZM258 18L261 20H258ZM139 19H140V21H139ZM163 19V25L161 24V20ZM186 19L184 20V21H186ZM215 19V20H214ZM231 19V20H230ZM240 19V20H239ZM252 19H254V21L256 22H254ZM257 19V20H256ZM81 20V21H80ZM83 20V21H82ZM113 20V21H112ZM166 20V21H165ZM195 20L197 21L196 23H195ZM253 21L252 23H250V24H252V27L253 28H255V29H253L251 26V29H253V30H255V31H253V33H257V35H259V36H257V35H255V34H253V36H252V31L251 30H249V24H248V22H251V21ZM116 21V23H114ZM135 21V22H134ZM168 22V24L169 25H165V22ZM182 21V22H181ZM191 21H192V23H194L193 25H192V23H191ZM209 21V22H208ZM259 21H260V23H259ZM39 22H40V24L42 25V26H40V24H39ZM179 23H181L182 25H180L181 27L183 26V25H185L186 24V26H187V28L185 27L184 28V26H183V29L181 28L180 29V27H178L177 28V26L179 25ZM208 23H210L209 25H208ZM258 23V24H257ZM263 25H262V24ZM116 24V25H115ZM157 24V25H156ZM167 24V23H166ZM188 24V25H187ZM190 24H191V26H190ZM255 26H254V25ZM257 24V25H256ZM260 24V25H259ZM44 25V26H43ZM111 25V26H110ZM119 27H118V26ZM244 25H246V26H244ZM262 25V26H261ZM0 26H1V24H0ZM39 26V27H38ZM75 26V27H74ZM137 26V27H136ZM154 26V27H153ZM160 26H162V27H160ZM231 26V27H230ZM249 28H248V27ZM262 27V28H259V29H256L257 27ZM90 27V28H89ZM108 27V28H107ZM127 27V28H126ZM139 27H140V29H139ZM233 27V28H232ZM242 27V28H241ZM87 28V29H86ZM240 28V29H239ZM247 28V30L249 31H247V34H249V35H247L244 31H245V29ZM42 29V30H43ZM126 29V30H125ZM130 29V30H129ZM138 29V30H137ZM226 29V30H225ZM1 30V29H0ZM73 30H75V31H73ZM177 30V32H175ZM258 30V31H257ZM53 32V33H49V32ZM135 31V32H134ZM141 32V34H140V32ZM171 31V32H170ZM251 31V32H250ZM78 32V33H77ZM122 32V33H121ZM251 33V34H250ZM3 34V33H2ZM60 38V37H64V38H60V41H61V43H59L60 41H59V39H58V37H56V35ZM121 34V35H120ZM152 34V35H151ZM51 35V36H52ZM144 35V36H143ZM190 35V36H189ZM69 36H71V37H69ZM149 36H151V38L149 39ZM193 36V37H192ZM202 36H203V38L205 37V39L204 40H206V39H208L209 37H211L212 39L213 38H217V41H216V39H215V41L216 42H218V40H220V43L218 44V43H215V41L213 42V41H211V42H207V45L205 44L204 45V43L201 41V40H203L202 39ZM9 37V36H8ZM32 37V38H31ZM34 37V38H33ZM39 39V38H41L42 40H38L37 38ZM153 37V38H152ZM188 39H187V38ZM191 37V38H190ZM207 37V38H206ZM240 37V38H239ZM110 38V39H109ZM148 38V39H147ZM211 38L209 39V40H211ZM33 39V40H32ZM35 39V40H34ZM192 39V40H191ZM8 40V41H7ZM29 40V41H28ZM46 42H45V41ZM55 40H58L57 42L59 43H55L56 41ZM113 40V41H112ZM148 40V41H147ZM151 42H150V41ZM154 40V41H153ZM173 40V41H172ZM200 40V41H199ZM203 40V41H204ZM42 41H44V43H46V44H44ZM55 41V42H54ZM112 41V42H111ZM231 41V42H230ZM261 41V42H260ZM48 42V43H47ZM92 42V43H91ZM117 44H116V43ZM187 42H189V43H187ZM198 42V43H197ZM103 43V44H102ZM111 43V44H110ZM113 43H114V45H113ZM152 43V44H151ZM203 43V44H202ZM212 43H214V46H212L211 44ZM226 43V44H225ZM231 43V44H230ZM248 43V44H247ZM84 44V45H83ZM95 44L96 45H98L96 48H95ZM165 44H168L170 47H171V52L169 51L170 50V48L168 47V45H165ZM68 45V46H67ZM79 45H81V46H79ZM83 45V46H82ZM144 45V46H143ZM180 45V46H179ZM182 45H183V47H182ZM237 45H238V47H237ZM241 45V46H240ZM64 46V47H63ZM140 46V47H139ZM146 46V47H145ZM163 46V47H162ZM164 46H167V47H165V48H168V49H166V51L168 52H170V55H168L169 54V52L167 53V52H165L164 50L165 49H163L164 48ZM210 46H212V48H214V49H212L213 50V53L211 52V51H208L207 49L210 47ZM215 46H216V48H215ZM246 46V47H245ZM53 47V48H52ZM70 47V48H69ZM90 47H88L89 48V51L87 50V53L85 54V52L83 53L84 55H83V57H85V56H88L89 54L91 55V52H92V50L90 51ZM156 47V48H155ZM245 47V48H244ZM258 47V48H257ZM81 48V49H80ZM132 48V49H131ZM142 48V49H141ZM207 48V49H206ZM238 48V49H237ZM252 48V49H251ZM261 48V49H260ZM15 49V50H14ZM78 49H79V51H78ZM177 49V50H176ZM181 49V50H180ZM190 49V50H189ZM211 48H209V50H210ZM237 49V50H236ZM28 50V51H27ZM41 50V51H40ZM50 50V51H49ZM94 51V53L92 52V54H93V56H98L97 58H101L102 57V55L100 54V53H96L95 54V52H97V51ZM121 50V51H120ZM147 50V51H146ZM206 50L210 53H208V52H206ZM225 50H226V52H225ZM232 50V51H231ZM16 51H17V53H16ZM39 51V52H38ZM78 51V52H77ZM218 51V52H217ZM230 51V52H229ZM243 51V52H242ZM14 52V53H13ZM60 52V53H59ZM132 52V53H131ZM166 54H165V53ZM175 52V53H174ZM205 52H206V54H205ZM237 52V53H236ZM45 53V54H44ZM68 53V54H67ZM147 53V54H146ZM217 53V54H216ZM230 53V54H229ZM19 54V55H18ZM41 56H40V55ZM51 54V55H50ZM95 54V55H94ZM150 54V55H149ZM210 55L211 57H209L208 55ZM213 54V55H212ZM227 54V55H226ZM242 54V55H241ZM10 55H12V56H10ZM107 55V56H106ZM191 55V56H190ZM218 55V56H217ZM230 55V56H229ZM238 55V56H237ZM1 56V55H0ZM8 56H10V57H8ZM54 56V57H53ZM92 56V55H91ZM90 56V57H91ZM92 56V57H93ZM96 56H95V58H96ZM117 56V57H116ZM130 56V57H129ZM226 56H227V58H226ZM23 57V58H22ZM24 57H25V59H24ZM106 57V58H105ZM109 57V58H108ZM115 57V58H114ZM192 57V58H191ZM2 58V59H1ZM51 58V59H50ZM66 58V59H65ZM87 58V57H86ZM99 58V59H100ZM107 58H108V60H107ZM119 58V59H118ZM184 58V59H183ZM4 59V60H3ZM52 59L54 60V62L52 61ZM61 59V60H60ZM133 59V60H132ZM178 59V60H177ZM225 59V60H224ZM46 60V61H47ZM115 60V61H114ZM218 60V61H217ZM231 60V61H230ZM241 60V61H240ZM33 61V62H32ZM100 61V60H99ZM234 61V62H233ZM64 62V63H63ZM149 62H151V63H149ZM177 62V63H176ZM223 62V63H222ZM62 63H63V65H65V66H63L62 65ZM115 63V64H114ZM135 63V64H134ZM131 64H133V65H135V66H131ZM143 64V65H142ZM147 64V65H146ZM153 64V65H152ZM158 64V65H157ZM170 64H171V66H170ZM184 64V65H183ZM194 64V65H193ZM198 64V65H197ZM221 64V65H220ZM246 64V65H245ZM259 64V65H258ZM23 65V66H22ZM175 65V66H174ZM218 65V66H217ZM130 66V67H129ZM61 67V68H60ZM118 67V68H117ZM141 69H140V68ZM171 67V68H170ZM233 67V68H232ZM55 68H57V69H55ZM65 70H64V69ZM116 68V69H115ZM163 68V69H162ZM171 70H170V69ZM176 68V69H175ZM183 68H186L185 69V71H184V69ZM259 68V69H258ZM18 69H16V72H17V70ZM60 69V70H59ZM138 69H136V70H138ZM142 69V70H143ZM183 70V71H179V70ZM234 69V70H233ZM117 70H119V71H117ZM141 70V71H142ZM159 70H163V71H159ZM164 70H166V73H165V75L164 74H162V72H164ZM168 70V71H167ZM175 70V71H174ZM194 70V71H193ZM156 71H157V73H156ZM151 72V73H150ZM215 72V73H214ZM11 73H13V74H15V71H14V69L11 71ZM42 73H43V71H42ZM55 73V74H56ZM176 73V74H175ZM263 73V74H262ZM13 74H10V76H12ZM175 74V76H173V75ZM261 74V75H260ZM59 75V76H60ZM64 76H62V77H64ZM170 76H172V77H170ZM195 76V77H194ZM200 76H201V78H200ZM223 76V77H222ZM164 77V78H163ZM167 79H166V78ZM211 77V78H210ZM233 77V78H232ZM136 78V77H135ZM240 78L242 79V80H240ZM166 79V80H165ZM212 79V80H211ZM244 79V80H243ZM248 79V80H247ZM133 80V79H132ZM136 80H137V82H136ZM207 80V81H206ZM71 81V82H70ZM70 81H69V79H68V84L66 83V85L67 86H69V88H75L76 86H78L79 84H78V82H76V80L75 79H72V78H70ZM139 80H138V78H136L134 81H131V82H136V84H139V82H138ZM243 81V82H242ZM245 81V82H244ZM76 82V83H75ZM195 83H196V81H194ZM251 82V83H250ZM235 83V84H234ZM263 83V84H262ZM132 84V83H131ZM135 84V85H136ZM242 84V85H241ZM253 84V85H252ZM255 84H257V85H255ZM1 86H0V89H2V87L4 88V85L2 86V84H0ZM9 85V84H8ZM252 85V86H251ZM255 85V86H254ZM10 86V85H9ZM14 86V85H13ZM29 86L31 87V86H33V83H31V84H29ZM74 86V87H73ZM210 86V87H209ZM223 86V87H222ZM243 86V87H242ZM206 87V88H205ZM222 87V88H221ZM249 87V88H248ZM114 88H117V85L114 87ZM205 88V89H204ZM228 88V89H227ZM235 88V89H234ZM262 88V89H261ZM14 89H16V87L14 86ZM243 89V90H242ZM257 89V90H256ZM236 90V91H235ZM234 93H233V92ZM252 91V92H251ZM262 91H263V93H262ZM13 92H15L14 90H13ZM199 92V93H198ZM225 92V93H224ZM228 92V93H227ZM231 92V93H230ZM238 93H240V94H238ZM232 94V95H231ZM263 94V95H262ZM227 95V96H226ZM230 95V96H229ZM229 96V97H228ZM232 96V98H233V100L234 101H236V98H237V96L239 97H241V96H243V97H245L246 99L244 100L243 98H242V100L244 101H240V97H239V99L237 100V102H235V103H237V104H234L233 105V107H232V104L234 103V101L232 102V100L230 99V97ZM233 96H235V97H233ZM250 98H249V97ZM252 96V97H251ZM228 97V99H229V101L230 102H232V104H230L229 103V101H228V103L226 102V100H228V99H226V98ZM259 97V98H258ZM235 98V99H234ZM210 99V100H209ZM221 99V100H220ZM226 99V100H225ZM251 100V101H250ZM101 102H102V100H100ZM239 101V102H238ZM241 102H243V103H241ZM251 102V103H250ZM240 103V104H239ZM202 104V105H203ZM230 104V105H229ZM249 104V105H248ZM102 106L104 105V103H102L101 104ZM207 105V106H208ZM249 106V107H248ZM254 108H253V107ZM256 106H257V108H259V109H257L256 108ZM236 107V108H235ZM254 110H253V109ZM233 109V110H232ZM239 109H240V111H239ZM224 110V111H223ZM108 113H107V112ZM112 111V112H111ZM241 111H242V113H241ZM57 112V111H56ZM60 112V113H59ZM64 112L63 111H61V110H58V112L56 113L57 115L59 114V115H62ZM245 113V114H244ZM55 114V116L57 117V115ZM234 114H236V115H234ZM243 116H242V115ZM58 115V117L60 118V116ZM64 115V114H63ZM66 115V114H65ZM61 116L63 119H64V117H67V116ZM261 115V116H260ZM111 117H112V119H113V115H110ZM117 116V117H116ZM236 116V117H235ZM238 116H240V117H238ZM247 116V117H246ZM57 117V118H58ZM193 117V118H192ZM69 117H67V119H64V120H70L71 118H69ZM117 118V119H116ZM242 118H243V120H242ZM259 118V119H258ZM87 119V120H86ZM190 120V121H189ZM195 120V121H194ZM231 120V121H230ZM237 120V121H236ZM245 120V121H244ZM228 121H229V123H228ZM253 121V122H252ZM70 122H72V121H70ZM70 122H68L67 121V123L66 124H70ZM134 124H133V123ZM218 123V124H216L215 125V123ZM234 122V123H233ZM247 122V123H246ZM125 123V124H124ZM220 123H223L222 122V120H221V122ZM237 123V124H236ZM118 124H120L119 126H118V128H117V125ZM127 124H128V126H127ZM229 124V125H228ZM123 125H125L124 127H129V128H123L122 126ZM148 125H151V128L148 126ZM214 127V125H215V127L213 128L214 130V133H215V135L218 133L219 135H220V137L223 139L224 138V135L227 133L228 134V132H230V134H228V135H230V136H228V135H226L225 136V139L223 140L224 141V143H223V141L221 142L219 139H221V138H217V136H219V135H217V136H215V137H213V136H206L205 138L202 136L201 137V135H203L204 133V131H205V135L206 134H209V133H212L213 131H212V126ZM232 125H233V128H232ZM189 126H191V128L189 127ZM208 126H209V129H210V131L208 132ZM236 126V127H235ZM239 126V127H238ZM122 127V128H121ZM186 127H188V128H186ZM194 127H196L197 129H195L196 131L197 130H199V132L200 131H203V129H205L202 133L200 132H198V134L194 131V132H192L191 130H193V128ZM218 128V130H220V131H215V128ZM201 130H200V129ZM122 129H123V132H125L126 134H127V132H126V130H128V131H130V130H132V131H130V132H128V136H127V138H124V140L123 141H121V144L119 145V143H117V144H115L117 141L118 142H120L119 141V139L116 137L117 136V134L118 133H120V132H122ZM135 129V130H134ZM152 129V130H151ZM207 129V130H206ZM225 129V130H224ZM226 129H228V130H230V131H228V130H226ZM239 129V130H238ZM244 129V130H243ZM120 130V131H119ZM221 130L223 131V132H221ZM117 131H119V132H117ZM136 131H138V132H136ZM151 131H152V133H151ZM224 131H228V132H224ZM81 132V134L83 133H85V132H83V131H80ZM79 132V133H80ZM93 132H94V130H93ZM192 132V133H194L195 134V136L197 137V135H198V138L196 139V137L194 136V137H192V135L190 134V133ZM208 132V133H207ZM220 132V133H219ZM252 132V133H251ZM78 133V134H79ZM99 134V137L100 136H102L101 138H98V134ZM135 133V134H134ZM137 133V134H136ZM140 133V134H139ZM223 133V134H222ZM129 134H130V136H129ZM142 134V135H141ZM147 134V135H146ZM162 134V135H161ZM184 134H187V135H185L184 136ZM191 135V137H190V135ZM201 134V135H200ZM259 134V135H258ZM213 135V134H212ZM222 135V136H221ZM94 136H96V137H94ZM147 136H149V138L147 137ZM94 137V138H93ZM104 137H105V139H104ZM129 137V138H128ZM148 138L147 140L145 139V138ZM167 137V136H166ZM185 137V138H186ZM190 137V138H189ZM226 137H229V139H228V141L229 142H227V139H226ZM93 138V139H92ZM107 138V139H106ZM202 138H203V140L204 139H206L205 141L207 142V143H203V142H205V141H203L202 140ZM231 138V139H230ZM97 140V141H99V143H97V141H96V144H95V141H93V140ZM100 139V140H99ZM196 139V140H195ZM208 139V140H207ZM233 139V140H232ZM242 139V140H241ZM107 140V142H105ZM115 140V141H114ZM129 140V141H128ZM162 140H163V142H162ZM218 140V141H217ZM244 140V141H243ZM104 141V142H103ZM128 141V142H127ZM192 141V142H191ZM203 141V142H202ZM220 141V142H219ZM123 142V143H122ZM189 142V144H187ZM212 142V143H211ZM216 142H219L220 144L222 143V144H225V142H227L225 145H221V147H224V148H222L221 149V147L219 146V143L218 144H216ZM239 142V143H238ZM106 143V144H105ZM107 143H110L109 145H107ZM113 143H114V146H115V151L112 149V146H113ZM192 143V144H191ZM199 143H202L201 145H199ZM230 143V144H229ZM251 143V144H250ZM105 144V145H104ZM159 144H161V145H159ZM163 144V145H162ZM165 144H167V146H164ZM122 145V146H121ZM173 145H174V147H173ZM176 145V146H175ZM216 145V146H215ZM235 145V146H234ZM113 146V147H114ZM117 146H120L121 147V149L119 148V147H117ZM127 147L129 146V145H126ZM185 146H187V147H185ZM190 146H192L190 149H189V147ZM232 146H233V148H232ZM156 147H153L151 150L153 151V152H156V150L157 149H159V148H156ZM197 147V146H196ZM219 147V148H218ZM230 147V148H229ZM108 148V149H107ZM118 148H119V150H118ZM126 147L124 146V149H125ZM156 148V149H155ZM169 148V149H168ZM171 148V149H170ZM240 148V149H239ZM112 149V150H111ZM166 149V150H165ZM209 150V152H208V150ZM215 149H217V150H215ZM231 149V150H230ZM247 149L249 150V151H247ZM118 150V151H117ZM160 150V149H159ZM159 150H157V152L156 153H158V151ZM199 150H198V153H197V155H198V157H199ZM213 150H215L214 152H213ZM221 152H220V151ZM106 152V154H105V156L103 155L105 152ZM162 151H159V152H162ZM216 151H218V152H216ZM251 151V152H250ZM110 152H112V154L114 155V154H116L117 155V153L116 152H120V153H118V155L119 156H117L118 157V159H115V158H117L116 156L114 157ZM115 152V153H114ZM247 152V153H246ZM249 152V153H248ZM213 153H217V155L219 154V155H222L221 157H220V159H218V158H214V156L216 157V155H214ZM245 153V154H244ZM260 153V154H259ZM179 154H180V156H179ZM185 154V155H184ZM212 154V155H211ZM239 154V155H238ZM248 154V155H247ZM109 155V156H108ZM112 155V156H111ZM171 155H173V153L171 154ZM175 155V154H174ZM214 155V156H213ZM250 155V156H249ZM255 155V156H254ZM110 156H111V159H110ZM177 156H176V160H175V162H176V164L175 165H178V163H177ZM194 156L196 157V158H194ZM254 158H253V157ZM262 156H263V159H262ZM114 157V158H113ZM211 157L213 158V160H215V159H217L219 162H217V160H215V161H213L212 159H211ZM218 157V156H217ZM226 157V158H225ZM231 159H230V158ZM252 157V158H251ZM105 158L107 159V160H105ZM113 158V159H112ZM182 158L183 157H180V159H178L179 160V163H180V161H182ZM260 158V159H259ZM222 159H224V160H222ZM257 159H258V161H257ZM107 161L106 163L104 162V161ZM120 160V159H119ZM212 160V161H211ZM112 161V162H111ZM114 161V162H113ZM222 161V162H221ZM257 161V162H256ZM111 162V164H109V163ZM116 162V163H115ZM211 162V163H210ZM216 162V163H215ZM256 162V163H255ZM105 163V164H104ZM209 163V164H208ZM248 163H250V166L248 165ZM100 164H101V166H103V167H101L100 166ZM113 164V165H112ZM114 164L116 165V166H114ZM252 164H254L253 166V168L251 167L252 166ZM260 164V165H259ZM105 165V166H104ZM113 166V168H112V166ZM194 165H192V168L194 167ZM209 165V166H208ZM227 165V166H226ZM109 166H111V167H109ZM207 166H208V168H207ZM246 166V167H245ZM260 166H261V168H260ZM201 167V168H200ZM247 167H251V168H249V170H248V168ZM97 168H98V170H97ZM112 168V169H111ZM245 168V169H244ZM263 168V169H262ZM197 169H199V170H197ZM247 169V170H246ZM251 169V170H250ZM259 169V170H258ZM112 170V171H111ZM240 170V171H239ZM244 172H243V171ZM260 170H262L261 171V173H259L260 172ZM96 171H95V173H96ZM258 171V172H257ZM234 172V173H233ZM247 174H246V173ZM253 172V173H252ZM210 173V174H209ZM241 173H245L246 175H242ZM249 173H250V175H249ZM98 173L96 174V175H99ZM238 174H240V175H238ZM201 175H202V177H201ZM209 175V176H208ZM235 175V176H234ZM257 175V176H256ZM101 176V175H100ZM108 176H103L102 175V178H103V180H105V179H107V177ZM237 176V177H236ZM240 176H242V177H240ZM250 176V177H249ZM252 176V177H251ZM201 177V178H200ZM238 177H240L239 179H238ZM246 177L248 178V179H246ZM221 178V179H220ZM233 181V178H234V181H236L235 183H231L232 181L230 180V179ZM235 178H237L236 180H235ZM242 178V180H240ZM197 179V180H198ZM226 179V180H225ZM237 180H240V182L242 183H239ZM261 180V181H260ZM233 181V182H234ZM199 182V183H198ZM240 184V185H238V183ZM256 182V183H255ZM258 182H260L261 183V185L259 184H257ZM117 183V182H116ZM114 184L113 185V183H112V187L113 188H111L110 189V186H109V190H110V192H109V190H106V192H107V194H108V196L111 194V193H114V192H116V191H118L119 190V186L120 185H117V184ZM120 182H118V184H119ZM201 183V187L199 186V184ZM230 184H232V186H230ZM257 184V186H255ZM90 185H92L91 183H90ZM222 185V186H221ZM235 185H237V186H235ZM253 185L251 186V188L253 189ZM221 187V188H220ZM262 187H259L258 189H257V191L258 192H256V190H255V192H253L252 194L255 196V198H256V196H258L257 194H259V198H262V196H263V194H264V190L262 189ZM154 189H155V191L157 190V192H159L158 194H160V195H157V192H155L154 191ZM261 189V190H260ZM262 190H263V193H262ZM151 191H152V193H151ZM156 193V196L157 197H159V198H157L156 196H153L152 197V195H154L155 193ZM254 191V190H253ZM168 193H169V191H167ZM95 193V194H94ZM97 192L95 191H93L92 192V195L94 196V197H97L99 194H96ZM110 193V194H109ZM146 193V192H145ZM195 193V194H194ZM207 193V194H206ZM165 196H163V195ZM184 194V195H183ZM191 194V195H190ZM192 194H193V196H192ZM256 194V195H255ZM161 195L164 197V198H166L165 200H164V198H163V200L164 201H162V197H161ZM141 196H138V197H141ZM190 196V197H189ZM216 196V197H215ZM261 196V197H260ZM145 199H144V198ZM160 197H161V200H160ZM171 197V198H170ZM181 197V198H180ZM182 197H183V199L185 200V201H183V199H182ZM186 199H185V198ZM187 197H189V198H187ZM213 197V198H212ZM157 198V199H156ZM169 198L170 199H172V200H170L169 201ZM259 198H256L257 200L259 199ZM144 199V200H143ZM154 199H156V201L154 200ZM189 201H188V200ZM142 200V203L140 202ZM147 200V201H146ZM153 202H152V201ZM159 200V201H158ZM188 201V203H190L189 205H188V203H187V201ZM132 201V202H133ZM144 201V202H143ZM158 201V202H157ZM167 201H169V202H167ZM172 201V202H171ZM177 202V203H173V202ZM183 201V202H182ZM195 201V202H194ZM197 201V202H196ZM209 201V202H208ZM131 202V203H132ZM145 202H146V204H147V206H144V205H146L145 204ZM154 202H157V203H154ZM159 202H162V203H164V202H166V207H164V204H160ZM171 202V203H170ZM182 202V203H181ZM138 203V204H137ZM144 203V204H143ZM153 203V204H152ZM168 203V204H167ZM170 203V204H169ZM173 203V204H172ZM183 203H185V204H183ZM222 203V204H221ZM220 203V205H219V208H221V209H219L218 208V211H222V210H224V206H222V205H225V206H227L228 205V207H226L227 209L229 208V204L228 203H226V202H221ZM155 204H157V206L155 205ZM177 205V206H175V205ZM179 204H180V206H179ZM184 206H183V205ZM195 204V205H194ZM201 204V205H200ZM136 205L138 206V207H136ZM140 205V206H139ZM141 205H143V206H141ZM154 205V206H153ZM169 205V206H168ZM171 205V206H170ZM181 205H182V208H181ZM186 205V206H185ZM151 206H149L148 208H150ZM181 208V209H179V207ZM190 206V207H189ZM156 207V208H155ZM160 207V208H159ZM164 207V208H163ZM172 207V208H171ZM205 207H207L206 209H205ZM224 207V208H223ZM248 207H250V206H248ZM252 207V206H251ZM250 207V208H251ZM157 208H159V209H157ZM161 208H162V210H161ZM166 208V209H165ZM168 208H170V209H168ZM199 208V209H198ZM225 208V209H226ZM249 208V209H250ZM263 208H264V206H263ZM155 209L158 211V212H156L155 211ZM163 209H164V212L165 211H169L170 212V210L172 211V212H174L173 214H176L177 216H175V215H173L171 212L170 213H167L166 212V214H164L163 213ZM179 209V210H178ZM183 209V210H182ZM202 209V210H201ZM255 209V208H254ZM176 210V211H175ZM159 211H161L160 212V214H159ZM249 211H251V210H249ZM152 212H154V214H152ZM158 213V214H156V213ZM201 212H203L204 214H202ZM161 213H163V216H162V214ZM178 213V214H177ZM168 214V215H167ZM169 214H171V215H169ZM148 215V216H147ZM199 215H200V217H199ZM251 216H253V217H251ZM260 216V217H259ZM145 217V218H146ZM174 219H173V218ZM175 217H177V219H175ZM181 217V218H180ZM199 217V218H198ZM169 218V219H168ZM174 221H171V219ZM198 219V220H197ZM253 219V220H252ZM157 220V221H158ZM166 220H167V222H166ZM170 220V222L168 223V221ZM179 220H180V224H179ZM252 220V221H251ZM157 221H155V222H157ZM176 221V222H175ZM246 221V222H245ZM249 221H251V222H249ZM171 222H173L172 224H174L173 226H172V224H171ZM169 224V225H167V224ZM190 223H192L191 225H190ZM203 223V222H202ZM213 225H215V226H213ZM235 223V224H234ZM240 223V224H239ZM256 223H258V224H256ZM244 224H245V226L246 227H244ZM171 225V227H173L172 229L169 227ZM176 225V226H175ZM196 225V224H195ZM218 225V226H217ZM220 225V226H219ZM222 225H224L223 223H222ZM152 226L153 225H151V226H149V227H147V229L148 230H153L152 229ZM185 226V227H184ZM189 226V227H188ZM192 228H191V227ZM202 228H201V227ZM214 228H213V227ZM232 226H234V227H232ZM236 226V227H235ZM249 226H251V227H249ZM253 226V227H252ZM263 226H264V224H263ZM151 227V228H150ZM167 228V229H165L164 230V228ZM170 229H169V228ZM176 227V228H175ZM194 227V228H193ZM207 227V228H206ZM217 227H219L220 228V230L219 229H217ZM221 227H222V229H221ZM224 227V228H223ZM258 228V229H255V228ZM184 228V229H183ZM233 228V229H232ZM243 228V229H242ZM251 228V229H250ZM252 228H253V231L251 232V230H252ZM155 229V228H154ZM179 229V230H178ZM192 229V230H191ZM194 229V230H193ZM198 229V230H197ZM199 229H201V230H199ZM204 229V230H203ZM215 229H217V230H215ZM226 229V230H225ZM232 229V230H231ZM167 230V231H166ZM168 230H169V232H168ZM182 230H183V232H182ZM185 230H186V232H185ZM209 230V231H208ZM212 230H214V231H212ZM234 230V231H233ZM256 230H258V231H256ZM262 230V231H261ZM165 231V232H164ZM196 231V232H195ZM233 232L234 234H236L238 231V233L236 234V235H234L233 236V234L231 233V232ZM256 231V232H255ZM205 232H203V233H205ZM229 232H230V234H229ZM253 232H255L256 234H257V236L255 235L254 236V234H253ZM259 232H261V233H259ZM177 233V234H176ZM179 233H181V236H180V234ZM248 233L250 234V233H252V234H250L251 236H252V238L249 240V238L251 237L250 235H248ZM183 234H184V236H183ZM167 235V236H168ZM176 235V236H175ZM261 237V238H259V237ZM174 237V238H173ZM176 237V238H175ZM180 237V238H179ZM249 237V238H248ZM255 237V238H254ZM259 238V239H258ZM258 239V241L257 242H254V240H257ZM177 240V241H176ZM247 240H249V241H247ZM260 240V241H259ZM262 240V241H261ZM163 242V243H162ZM247 242L249 243V242H251V243H253V246H252V244H248L249 246H247ZM260 243V244H259ZM240 244H242V246L240 245ZM160 245V246H159ZM172 245V246H171ZM208 245V250H207V252L209 251H211V247ZM163 246V247H162ZM247 246V247H246ZM239 247V248H238ZM241 247V248H240ZM246 247V248H245ZM169 248V249H168ZM211 248V249H210ZM238 248V249H237ZM262 248V249H261ZM164 249V250H163ZM224 249L222 248V249H220V250H223L224 251ZM165 250H167V251H165ZM229 250H231V252L229 251ZM149 251H151L150 253H149ZM257 251V252H256ZM164 254H163V253ZM208 252V253H209ZM249 252V253H248ZM149 253V254H148ZM210 253H212V251L210 252ZM221 253V255H219ZM223 253V254H222ZM257 254L256 256H258V257H256L254 254ZM163 254V255H162ZM241 254V255H240ZM249 254H251V255H249ZM263 254V255H262ZM210 257H209V256ZM211 255H212V257H211ZM217 255V256H216ZM242 255H244V256H242ZM250 257H249V256ZM206 256V257H205ZM246 256H248V260L249 261H247V257ZM260 256V257H259ZM159 257V258H158ZM239 257L241 258V259H239ZM243 257H245L244 258V261H245V263H243L244 261H241V260H243L242 258ZM255 257V258H254ZM152 258V259H151ZM157 258V259H156ZM161 258H162V260H161ZM206 260H205V259ZM212 258V259H211ZM223 258V259H222ZM237 258V259H236ZM250 258V259H249ZM251 258H253V259H251ZM151 260V261H150ZM154 260V261H153ZM157 260V261H156ZM215 260V261H214ZM222 260V261H221ZM234 262H233V261ZM238 260V261H237ZM250 260H252V261H250ZM141 261H144V262H142L141 263ZM159 261V262H158ZM182 263H181V262ZM196 261V260H195ZM232 263H231V262ZM155 262V263H154ZM157 262V263H156ZM160 262V263H161ZM201 262V263H200ZM215 262V263H214ZM219 262V263H218ZM228 262L226 263L225 262V264H228ZM236 262H239V263H236ZM240 262H242V263H240ZM249 262V263H248ZM159 263V264H160ZM173 263V262H172ZM172 263H170V264H172ZM189 263V264H190ZM174 264V263H173Z\"/></svg>", "mask_w": 264, "mask_h": 264}]
</instances>
